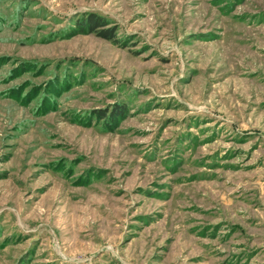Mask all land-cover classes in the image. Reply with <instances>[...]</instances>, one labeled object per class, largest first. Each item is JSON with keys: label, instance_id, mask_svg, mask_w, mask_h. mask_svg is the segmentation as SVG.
<instances>
[{"label": "rangeland", "instance_id": "rangeland-1", "mask_svg": "<svg viewBox=\"0 0 264 264\" xmlns=\"http://www.w3.org/2000/svg\"><path fill=\"white\" fill-rule=\"evenodd\" d=\"M0 264H264V0H0Z\"/></svg>", "mask_w": 264, "mask_h": 264}, {"label": "trees", "instance_id": "trees-1", "mask_svg": "<svg viewBox=\"0 0 264 264\" xmlns=\"http://www.w3.org/2000/svg\"><path fill=\"white\" fill-rule=\"evenodd\" d=\"M108 29L106 28H101V30H99L98 32L102 33L103 36H105L106 38L109 37L110 35L108 34Z\"/></svg>", "mask_w": 264, "mask_h": 264}]
</instances>
